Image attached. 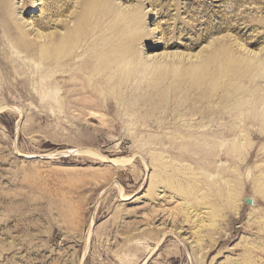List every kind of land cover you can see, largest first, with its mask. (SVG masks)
Masks as SVG:
<instances>
[{
	"label": "rangeland",
	"instance_id": "obj_1",
	"mask_svg": "<svg viewBox=\"0 0 264 264\" xmlns=\"http://www.w3.org/2000/svg\"><path fill=\"white\" fill-rule=\"evenodd\" d=\"M60 1L65 18L80 0ZM6 2L11 19L23 14L45 29L51 0ZM109 4L142 11V21L112 20L120 18L117 11L109 19V31L116 25L123 31L109 35V58L119 59L116 65L127 58L139 77L123 80L109 71L103 84H124L99 86L93 107L70 106L65 119L42 102L60 90L56 81L46 87L52 65L33 86L23 84L26 69L6 72L0 65V264H264V120L240 123L228 113L230 104L264 93V78L257 81L264 71L245 67L254 55L264 59V0ZM141 30L147 37L138 39ZM4 42L0 32V49ZM124 42L129 54L114 57L111 46ZM202 51L199 57H208L200 71ZM11 52L34 74L38 56ZM241 61L248 62L244 73ZM232 128L241 132L231 136ZM214 130L231 134L209 137Z\"/></svg>",
	"mask_w": 264,
	"mask_h": 264
},
{
	"label": "bare ground",
	"instance_id": "obj_2",
	"mask_svg": "<svg viewBox=\"0 0 264 264\" xmlns=\"http://www.w3.org/2000/svg\"><path fill=\"white\" fill-rule=\"evenodd\" d=\"M24 1H26V3L31 2V4H32V0H24ZM64 4H62L60 0H51L48 8H46V10L44 11V13L46 12V21L43 25H44L45 29H47V30L52 29V30L45 31V29H43V28L41 29L39 27V24L37 22L32 21L30 23L29 22L30 19L25 20L23 14H21L18 19L17 18L11 19L10 18L11 16H8V14L10 13V8L8 7L6 0L3 3H0V32H2L7 39V45L4 42V48L0 49V65H3V68L6 70V72H7V70L12 72L14 69H17V68L26 69L27 71L24 72L25 73V80H23V84H25V85L28 84V85H32V86H33V84L31 83V81L33 82L34 77L38 76L40 74V72L45 70L49 65H52L53 68H51V69H53V70L51 73L52 74L51 75V82L46 87L48 90H51L53 88L52 86L54 85V82L56 81V82L60 83V90L64 89L61 93H65L66 97L61 98L59 96V92H60V90H59L55 94V96H57L56 99L54 97H53L54 98L53 99L51 96H47V98H44L45 100H43L42 102L45 106H49L52 109L58 108L57 109L58 111H61V113L63 112L64 118L68 119L70 116V114H68V112H67L68 107L70 108V106H72L74 109H81V108L84 109V108H87L89 106H92L93 102L96 103L98 101L96 98H93L92 93L94 90H96V91H94V93L95 92L97 93V91L101 90V88H99V90H97L99 86L103 88V85H104L107 88L111 87L112 89L113 88L118 89V87L123 86V84H124L123 80H124V78H126L125 76H127L128 79H130L131 77L137 78L136 76L138 75L137 74L138 72H136L134 74V77L132 76L134 73V72H132V69L134 67L128 66L129 60H127V58H125V63L123 62L122 65L121 64L116 65L117 58H113V57L111 59L109 58V48H110L109 42H111V41H109L110 37L111 36L116 37L117 35L119 36L122 34V33L119 34V32H123L120 29L119 25L114 26L112 24V22H111L112 28H113V26H114V28H113V30L109 31V19L111 20L110 16L112 17L113 13H115L117 11L116 13H118L120 18L115 19L112 17V20L114 19L117 21L120 20V21H124V22L125 21L130 22V20H135V22H136V21H139L141 19L142 16H140V15H142V13H141L142 11L139 12L138 10H135V9H131V10H119L118 9V10H116L109 4V0H80V1L76 2V6H74V10L70 11L68 13V15H66V17L64 16L65 18H63L62 12L65 10V8H67L64 6ZM24 8H25V6H24ZM116 13H115V15H116ZM16 15H17V13H16ZM53 15L55 16V18H53ZM88 18L92 19V22H93L91 24V27L88 26L89 31L87 30L88 27H87V29L84 28V23L87 22ZM120 21H119V23H120ZM140 21H142V20H140ZM29 26H32V27H30V29H29V28H27ZM215 28H217V27L215 26ZM124 33L126 35V32H124ZM135 34H136L138 39H142L143 36L147 37V35L143 34L142 30L138 31ZM109 35H110V37H109ZM122 40L123 39L121 38V41ZM89 41H90V44L88 43ZM123 41H125V39ZM120 43H122V42H120ZM86 44L87 45L89 44V45L87 48H84L83 46H85ZM112 44H114V42H111V45ZM115 44H116V42H115ZM124 44L123 45L126 46V42H124ZM119 45L117 47L111 46V47H115V50H113L114 54H115L114 57H116L117 55H118V57H120V56H123V54H129V47L128 46L120 47ZM222 45L223 44H221V43L218 45L217 44L213 45L214 47L213 46H212L213 48L211 47L212 48L211 52L212 53L214 52V54L216 53L217 50H219V52H220V49H222V47L219 48V46H222ZM14 48L18 54L25 53V56H26L29 53H34L35 56H38L39 63L38 64L36 63L37 66H35L36 69L34 70V74L31 73V71H30L31 67H29L25 62L22 61V59H20L21 57L13 55V52H11V49H14ZM112 49L113 48H111V50ZM198 53L196 54V57H198V59L196 58L197 60H196L195 65L198 67V68L196 67L197 69L202 71L201 69L205 63L204 62L205 59H203L205 55L199 57L203 53V51L200 52L199 54ZM212 53H211V55H212ZM216 54L214 56H216ZM221 54H222V52L220 54H218L219 58H220ZM211 55H209V56H211ZM218 55H217V57H218ZM192 56H194V55H192ZM254 56L251 58L252 62L249 61L251 63L247 64L248 62L247 63L245 62L247 64V65L245 64L246 66L241 61L240 63H241V66H243L244 71L238 67L239 71L241 70V72L243 71V73H244L246 68H247V70L250 69L248 73L251 72V69H254L255 71L252 70V72H255V73L263 72L264 71V59L260 60L261 57L256 58V55H254ZM205 57H208V55ZM178 58H179V56H178ZM212 58H214V57H212ZM208 60H209V58H208ZM210 60H211V58H210ZM218 60H220V59H218ZM111 61H113V63L115 61L114 64L116 66ZM119 61L120 60L118 59V62ZM178 61H179V59H178ZM230 61H232V60H230ZM236 61H238V60H236ZM245 61H247V60H245ZM110 62L112 63V66L113 65L115 66V68L110 69V66H109ZM138 62L139 61H137V63ZM182 62H180L179 64H182ZM212 62L213 61L211 60V63ZM217 62H218V64L217 63L216 64L219 65V61H217ZM139 63H141V62H139ZM201 65H203V66L201 67ZM205 65L207 66V63ZM212 65H214V63L211 64V66ZM179 66H181V65H178L177 67H179ZM191 66L192 65H190V67ZM199 67H201V69ZM219 67H220V65H219ZM184 69H186V67L183 68V70ZM197 69L195 72L196 73L198 72L197 73V75H198L201 72L197 71ZM203 69L206 70V68H203ZM187 70L186 71L188 73L189 69H187ZM193 70L191 69L190 72H192ZM207 70H209V69H207ZM109 71L111 73L115 74L114 76L123 77L122 78L123 80L121 79L122 80L121 82H118V80H116V81L114 80L115 82L112 83L111 85H110L109 81H107L106 84H103V83H105L104 81H106V79L109 77V73H110ZM209 71H207V73ZM214 71H215V69H214ZM239 71H236L235 74L236 75L238 73L240 74ZM190 72H189V74L193 73V75L195 73L194 71L192 73H190ZM187 73H186V75H189ZM217 73L218 72H216V74ZM31 74H33V75H31ZM201 74H200V76H202ZM210 74H213V73L210 72ZM130 75H131V77H130ZM197 75L195 76L196 80L198 78H201L199 75H198L199 77L197 78ZM207 75H209V74H207ZM215 75H214V79H215ZM237 76L239 78V76H243V74L237 75ZM61 77H64L65 79H62ZM138 77H139V75H138ZM183 77H184V73H183ZM192 77H194V76H192ZM210 77H213V75ZM216 77H217V75H216ZM261 77L264 78V76H260V77H258L257 81L260 80L259 78H261ZM204 78H205V76H204ZM243 78L244 77H242V79ZM184 79H186V78H184ZM240 79H241V77H240ZM108 80H109V78H108ZM210 80H212V79L209 78L207 81L209 82ZM183 81H182V83H184ZM204 81H206V80H204ZM252 82H253V80H252ZM255 84H258V82ZM198 86H199V83H198ZM106 87H104V89H106ZM254 89H255L254 91H256V88H254ZM257 89H259V88H257ZM51 92H53V91H51ZM245 94H247V93H245ZM256 95H257V97H256ZM79 96H84V97L81 98ZM246 96L249 97V95H246ZM250 96H251V94H250ZM248 97H245V98H248ZM254 97H256V98L253 100L248 99L249 101L248 100H246L244 102L242 101L243 103H241V104H239V103L238 104H235V103L230 104V105H233L231 107V109L228 108L229 110L233 109L232 114H231V112L228 111V113L230 114V117H229L230 120L239 121L240 123L247 122L248 124H254L255 122H259L261 118H262V120H264V93L260 94L256 91V94L254 93ZM235 102H236V100H235ZM230 105L228 104L226 106H230ZM236 105H238V106H236ZM187 106H186V108H187ZM212 106H214V105H212ZM212 106L209 109L213 108L214 110H216V106H214L215 108ZM193 107L196 108L195 106H193ZM189 108L190 107H188L187 110ZM191 108H192V106H191ZM194 108L191 109L192 112L194 110L198 111L197 108L196 109H194ZM235 108H238L236 113L234 111ZM204 109H207V108L204 107ZM228 109H226V111ZM207 110H203V111H207ZM203 111H202V113H203ZM210 111L211 110H208V112H210ZM242 111H245V112H242ZM71 112H73V111H71ZM214 112H216V111H214ZM212 113L213 112H211V114ZM218 113L222 114L223 111L218 112ZM228 113H226L224 111V114H227V116H229ZM233 113H235V114H233ZM75 114H77V113H75ZM213 114L215 115L216 113H213ZM224 114H222L221 117ZM205 115H208V114H205ZM209 115H210V113H209ZM216 115H215L216 118L220 117L219 114H216ZM60 116H62V114ZM224 116L226 117V115H224ZM211 117L212 116H209L210 119H211ZM58 118H60V117H58ZM62 118H63V116H62ZM205 119H206V117H205ZM205 119H203V120H205ZM72 121H74V120H72ZM72 121H71V123H73ZM186 124H187V121L184 125H186ZM232 129L234 132L232 131L231 136H233V135L236 136L237 133L241 132L239 130L235 131L234 128H232ZM216 130H214L212 132L213 134H211V135L208 134V136L209 137L213 136L215 138L216 137L218 138L219 133L221 131H219V133H218ZM229 130H231V129H229ZM209 132H210V130H209ZM227 132L230 133L231 131L227 130L225 133H227ZM216 133H218V134H216ZM221 133L220 134L222 136L227 135V134L224 135L223 132H221ZM229 133H228V135H229ZM206 134H207L206 132L200 133L201 136H205ZM245 134L243 136H247V135H250L252 133H246L245 132ZM195 135H197V134H195ZM241 136H242V134H241Z\"/></svg>",
	"mask_w": 264,
	"mask_h": 264
}]
</instances>
